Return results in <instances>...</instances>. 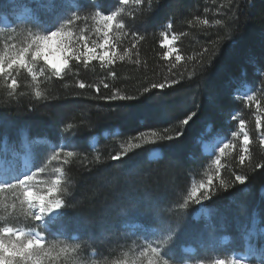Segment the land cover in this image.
Returning <instances> with one entry per match:
<instances>
[{"label": "trees", "instance_id": "1", "mask_svg": "<svg viewBox=\"0 0 264 264\" xmlns=\"http://www.w3.org/2000/svg\"><path fill=\"white\" fill-rule=\"evenodd\" d=\"M86 1L76 10L82 16L99 9L103 13L118 12V20L124 22L139 18L133 27L144 40L133 49L132 37L126 28L124 33L113 35V40H118L119 44L116 46L117 59L112 64L98 59L87 64L71 61L70 70L61 77L48 73L38 76L36 81L21 69L13 73L17 79L15 90L9 89L10 81L6 77L0 76V138L44 137L54 144L63 143L65 149L73 152L71 157H64L62 166V183L67 189L62 198L71 205L62 212L79 213L81 228L86 223L88 228V224L99 221L115 232L120 212L129 209L139 214L155 212V218L164 216L163 219L168 220L171 202L193 183L204 180L205 169L214 166L215 156L219 155V152L202 155L200 136L208 129L210 134L223 136L225 143L234 144L232 129L238 120L244 121V129L249 133L252 162L264 163V140L261 138L264 85L260 83L264 76L258 75L256 67L248 63L249 55L264 62V0H142L141 4H136L135 0H128L127 4L120 0ZM201 20L208 23L202 24ZM169 24L172 26L168 27ZM162 33L178 36L174 42L177 52L167 61L163 58L167 49L161 46ZM206 47L210 52L218 47L221 54L214 57L215 63L207 78L197 79L190 73L198 66L200 54ZM125 51L128 55L120 60L118 57ZM176 54H180L182 60L176 69H171ZM229 78L235 80L238 87L232 89L231 95L223 97L224 107L216 112L210 108L208 96L221 93ZM172 79L177 83L166 84L163 90L150 88L152 83ZM81 81L98 86L99 91L96 87L80 89L77 85ZM245 83L250 85L249 95L255 97L252 101L239 93ZM104 84H108V88ZM144 87H149L150 92L140 95ZM36 91L46 99H38ZM114 93L135 95L139 99H107ZM161 95L164 99H156ZM197 109V115L189 121L178 140L158 145L141 141L140 148L132 149L120 160L111 159L140 132L162 130ZM257 117L261 121L260 129L256 126ZM93 136L97 140L92 146ZM153 147L159 149V157L149 160L147 152ZM239 151L238 145L226 150V155L221 157L220 174L225 179H234L232 172H244L249 177L247 184L219 193L206 205L219 210L224 205L233 206L235 214V210L244 205L247 220L254 205L259 225L264 226V199L259 195V188L264 187V169L250 172L247 160L243 167L239 166ZM143 191L153 198L157 210L148 207L143 210L146 203ZM136 201H140L141 206L132 204ZM12 202L19 208V202L13 200L11 193H0V215L4 216V208L12 209L15 214L19 212L13 211ZM195 208L190 205L189 213ZM229 213L225 215L234 222H229L232 227L227 226L225 232L231 237L227 249L242 251L241 244L240 247H230V244L241 242L242 234L237 230L243 229L247 220L239 222L228 216ZM10 220L1 221L0 227L12 225ZM15 225L29 226L22 222ZM153 225L158 226V222ZM119 240L104 239L95 233L92 243L97 253L106 258L116 251L114 244Z\"/></svg>", "mask_w": 264, "mask_h": 264}, {"label": "snow or ice", "instance_id": "2", "mask_svg": "<svg viewBox=\"0 0 264 264\" xmlns=\"http://www.w3.org/2000/svg\"><path fill=\"white\" fill-rule=\"evenodd\" d=\"M52 9H55L60 0H48ZM142 0H135L136 4H141ZM120 3L127 4L128 0H120ZM93 7L95 5H92ZM97 24L96 32L102 36V42L94 44L89 47L85 37L81 36L77 39H73L74 33L72 28L76 24L83 20H87L88 17H81L79 12L70 14L69 17L64 20L55 30L42 32L40 30L32 31L31 29H25L26 37L21 46L13 43L11 38L5 43L6 51L0 54V76H4L10 79L8 84L9 89L15 90L17 88V79L13 73L19 72L21 69H26L27 73L31 75L33 81L37 80L38 76H46L51 73L52 76L61 77L66 70H70L69 65L71 61L83 62L87 64L92 60H100L101 62L107 61L108 64H112L117 59L116 46L119 44L118 40H113L111 33L115 29L119 33H124L125 29H129L128 35L132 37V48L135 49L136 45L144 40V36L135 30L133 25L139 18H134L131 22H124L122 19L118 20V12L112 11L110 13H103L99 9L92 17ZM145 20L147 17L144 18ZM202 24H207V20L199 21ZM219 23V20H217ZM172 25L169 24L168 27ZM35 28V27H34ZM164 39L161 42V46L167 50L163 53V58L167 61L173 56L177 50L172 47L173 43L178 39L177 35H172L171 38L168 35L163 34ZM56 43L57 50L62 54V60L60 63H52L46 52H50L53 43ZM97 49L100 51L98 52ZM220 50L216 49L210 52L209 48H204L201 55V61L190 75H194L197 79L207 78L211 67L215 63L214 57L219 56ZM128 55V51L124 52V55H120L118 58L123 60ZM207 56L205 60L204 57ZM182 60L180 54L175 55V62L171 64V69H176L177 65ZM44 64L41 65L40 62ZM248 63L256 67L258 75L264 76V62L262 59L255 57V55H249ZM57 69H59L57 71ZM177 80H166L164 83H152L151 89L163 90L168 86L174 85ZM260 83L264 85V79L260 80ZM80 89L85 87L98 86L86 85L83 81L77 85ZM105 88H108V84H104ZM238 87V84L232 78L226 82L221 93L210 94L208 96V104L210 108L216 112H219L224 107L223 97L231 95L232 89ZM149 87H144L143 92L140 95H144L150 92ZM38 99H46L40 91L35 93ZM245 98L248 101H252L255 97L253 95L245 94ZM110 100L131 101L139 99L135 95H121L114 93L107 97ZM156 99H164L163 95ZM197 110L188 112L184 118L176 120L169 126L163 127L159 131L140 132L138 136H134L132 139L126 142V146L123 147L121 152H117L111 156L113 160H120L132 149L141 147V141L145 144H161L164 142L178 140L184 134L185 127L189 121L193 119L198 113ZM235 119V117H232ZM208 119H211L209 117ZM257 129L261 127V121L259 117L256 120ZM243 135L242 143L239 145L240 151L237 153L239 166L243 167L247 160L250 172H256L258 169H264V163H253L250 158V139L249 133L244 131V121H240V131L232 132V136L238 137ZM261 138L264 140V132H261ZM236 145L230 141L223 143L222 146H218L217 150L219 155L215 156L213 164L217 167L214 170V174L207 175L206 180H201L198 184H193L191 191L188 192L183 203L179 205L181 209H188L190 205L200 206L201 212H204L205 202L210 201L213 197L217 196L221 192H228L236 185H246L249 177L246 173L232 172L231 175L234 179H225L221 176V157L226 155V150L235 148ZM61 155L60 151H56L51 159L57 160ZM67 156L73 155L72 151L66 153ZM45 169L39 168V172L43 173ZM60 172V169L56 170ZM37 172H31L24 175L19 179L10 183H0V193L9 192L12 194L13 200L19 202L20 212L27 218L28 221H35V224H29L26 228L3 226L0 227V264H52L53 261H58L61 257H68L70 249L67 245L59 246L57 243L48 239L50 234L44 225L45 217L50 216L54 212L60 210H67L71 205L62 198V194L67 192V189L63 187L61 178H57L51 181L37 182L35 177ZM218 181V183L216 182ZM46 185L41 187L40 185ZM262 199H264V187L259 189ZM17 205L14 203L12 208L16 210ZM7 211V208H5ZM264 223V221H262ZM57 230V234H61L60 230L66 227V217L61 214L57 221L52 225ZM183 216L173 215L169 217L170 233L169 240L173 236L178 238V233L187 228ZM235 252V250H233ZM164 250L159 246L153 247L151 244L141 253L142 256L149 255L148 264H170L174 257L165 256ZM114 264H126V261H115ZM197 264H206L201 259L197 261ZM210 264H264V228H261L257 233L256 243L251 241L248 247L243 251V254L235 252V254L228 256L227 258H216L210 261Z\"/></svg>", "mask_w": 264, "mask_h": 264}, {"label": "rangeland", "instance_id": "3", "mask_svg": "<svg viewBox=\"0 0 264 264\" xmlns=\"http://www.w3.org/2000/svg\"><path fill=\"white\" fill-rule=\"evenodd\" d=\"M86 0H60L59 5L52 9L48 0H0L2 4L0 7V54L6 51L5 43L11 38L12 42L21 46L22 42L25 41L26 31L25 29H31L32 31L40 30L42 32H48L55 30L64 20H66L70 14L77 13L78 7L83 5ZM89 2L94 0H87ZM86 1V2H87ZM96 11L89 13L88 15H81V17L87 16V20L79 21L75 27L72 28L74 33L73 39L78 37H85L89 47L94 44L102 42V36L100 33L96 32V21L92 18ZM35 27V28H34ZM118 32L114 29L111 33L117 35ZM171 38V34L165 33ZM164 39V35H163ZM260 40V37H257ZM257 42V41H256ZM254 42V44L256 43ZM258 43V42H257ZM174 47V43L172 45ZM175 48V47H174ZM99 52L100 50L97 49ZM48 59L52 63H60L62 60V54L57 50L56 43L54 42L51 46L50 52H46ZM41 65L44 64L43 61L40 62ZM252 68V66H249ZM26 70V69H25ZM27 72V70H26ZM29 74V73H28ZM10 81V79H8ZM250 85L245 83L241 85L239 93L242 95L250 94ZM255 115V112H254ZM232 131H240V121L238 120ZM244 131H246L244 129ZM115 134V130L114 133ZM204 136H200L202 146L200 150L205 155H212V153L218 152L217 147L222 146L225 143L223 136L219 134H210V131L206 129ZM208 134V135H206ZM233 137L234 145H240L243 140V135L238 137ZM238 142L235 143V141ZM97 137L93 136L90 139V144L93 146L96 143ZM4 146L5 152L0 150L1 155L5 154V160L8 164L15 165L17 160L16 157L20 156L21 153L28 155L33 163L32 167H28L30 171H22V167L17 169V175L14 174L15 181L20 177L30 174L31 172H37L35 177L36 181L39 183L41 181H51L58 176L63 179L64 170L62 166L65 162V156L68 152L65 149L63 143L54 144L49 139L44 137H25L23 139H8L4 140L0 138V147ZM2 149V148H0ZM240 149V148H239ZM60 151L61 155L57 160H52V155ZM9 153V154H8ZM159 157V149L157 147L151 148L147 152V158L153 160ZM17 164V163H16ZM43 167L45 171L43 173L39 172V168ZM217 166L207 167L205 169V179L207 175L214 174V170ZM222 168V167H221ZM60 169V172L56 170ZM207 173V174H206ZM200 182V181H199ZM195 182L193 184H198ZM192 184V185H193ZM192 185L185 190L182 196L177 195L175 200L171 202V208L169 216L174 214L177 216H183L188 227L180 231L176 236H173L169 240L170 233L169 219H163L164 216H156L155 212H143L135 213L131 209L126 212H120L119 226L116 227L117 231L102 222H95L94 225L86 223L84 228H81L79 223V213L69 214L66 212H54L50 216L45 217L44 225L46 230L52 234L48 239L52 242L57 243L59 246L67 245L70 249H75V251H70L68 257H61L58 261H53L52 264H114L115 261H126V264H148V259L150 254L144 256L141 255L142 252L151 244L153 247L159 246L164 250L165 256L174 257L170 264H197L198 260L203 259L206 264H210V261L216 258H227L230 255L235 254L233 251H228L227 245L231 243V237L229 233H225L228 227H232L229 222H234L232 219L227 218L225 215L227 212L228 216L234 218L237 221H246V211L244 210V205L236 209L235 214L233 206L224 205L219 208H210L204 205V212H201L200 206H195L196 208L189 213L188 209H181L180 204L183 203L184 198H186L188 192L191 191ZM41 187L46 185L41 184ZM261 188V187H260ZM259 188V189H260ZM187 191V192H186ZM143 196L145 197L143 210L145 207L157 210L153 198H150L149 193L143 191ZM261 197V193L259 191ZM150 198V204L149 199ZM11 200L12 198H6ZM159 199V198H158ZM161 199V198H160ZM160 201V200H159ZM132 203L141 206V202ZM13 202L11 207L13 206ZM235 207V206H234ZM19 211L14 213L10 210L5 211L2 209L3 215H0V222L7 219H11L12 225L16 227V223L22 222L24 225L35 224V221H28L27 218ZM1 210V209H0ZM141 210V211H143ZM164 211V210H162ZM63 214L66 217V227L60 230L61 234H57V230L52 227L53 223L58 220V218ZM168 217V214H167ZM158 222V226L153 225ZM260 219L257 215V211L252 205L251 213L247 220V224L243 229L238 228V233L242 234L240 241H235L230 247H240L242 245L245 250L250 241L257 240V233L264 226L259 225ZM7 223V222H6ZM226 225V226H224ZM228 226V227H227ZM26 229L28 226H25ZM223 230V232H221ZM206 232V233H204ZM231 232V231H230ZM98 233L104 239H111V241L119 240V242L114 244L117 246L116 251L110 253L111 255L106 258L103 255H99L92 241H94V235ZM114 237L116 239H114ZM243 254V252H239Z\"/></svg>", "mask_w": 264, "mask_h": 264}, {"label": "bare ground", "instance_id": "4", "mask_svg": "<svg viewBox=\"0 0 264 264\" xmlns=\"http://www.w3.org/2000/svg\"><path fill=\"white\" fill-rule=\"evenodd\" d=\"M29 159H28V157H26V156H23L22 157V161H21V164H29ZM0 169H2V171H5V172H8L9 170H13V168L11 167V165H8V167L7 166H5V165H3V162H0Z\"/></svg>", "mask_w": 264, "mask_h": 264}, {"label": "clouds", "instance_id": "5", "mask_svg": "<svg viewBox=\"0 0 264 264\" xmlns=\"http://www.w3.org/2000/svg\"><path fill=\"white\" fill-rule=\"evenodd\" d=\"M59 69H57V71H58Z\"/></svg>", "mask_w": 264, "mask_h": 264}]
</instances>
